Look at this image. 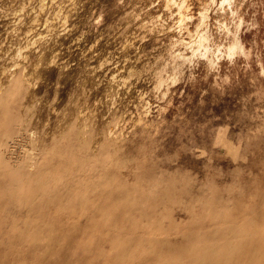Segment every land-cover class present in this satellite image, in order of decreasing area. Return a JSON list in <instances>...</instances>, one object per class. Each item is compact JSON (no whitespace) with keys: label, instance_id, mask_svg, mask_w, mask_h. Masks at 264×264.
<instances>
[{"label":"rangeland","instance_id":"obj_1","mask_svg":"<svg viewBox=\"0 0 264 264\" xmlns=\"http://www.w3.org/2000/svg\"><path fill=\"white\" fill-rule=\"evenodd\" d=\"M115 2L0 0V264H163L193 232L240 223V189L264 196V0L242 9L259 25L241 29L248 59L230 62L233 38L212 31L228 13H208L207 59L186 23L191 49L176 52L197 53V82L174 86L162 115L152 74L129 77L181 33L149 30L167 0L138 20L147 0Z\"/></svg>","mask_w":264,"mask_h":264},{"label":"clouds","instance_id":"obj_2","mask_svg":"<svg viewBox=\"0 0 264 264\" xmlns=\"http://www.w3.org/2000/svg\"><path fill=\"white\" fill-rule=\"evenodd\" d=\"M143 2V0H141ZM161 0H147V5L140 9L137 13L133 11L128 15L133 20L140 19L141 15H146L150 8H156ZM125 0H116L115 7L124 5ZM198 4L201 8L199 16L189 15L191 8ZM249 4V0H167L165 11L169 13L166 20L155 17L150 21L152 27L149 29L160 30V34L164 35L165 31L180 32L181 35L177 38L171 46L169 52L170 59L165 60L164 56H160L156 64H152L145 68L144 72L139 76L130 75L129 79L141 78L147 73L152 74V80L155 81V86L151 88V95H154L157 101L156 109L163 114L159 108L160 104H164L165 108L171 106L169 99L170 90L181 84L182 82L187 86L189 83L197 82V74L195 69L199 66L194 62L197 58V53L193 56H184L180 52H176L177 46H187L191 49V45L187 44L184 39V33L188 31L185 26L190 20H198L196 31L200 33L199 44L203 48V52L198 54L199 58L207 59L205 53L212 51L211 48L205 47L213 40L212 31L218 32L221 36L227 34L233 38V47L229 49L228 60L234 62L236 57H243L248 59L249 53L245 51L244 45L241 42V29L250 31L258 28L255 14H253L247 21L245 17L248 15L246 11H242L245 5ZM139 7V4L137 5ZM183 11L184 15L181 20L177 22L174 17L179 16L180 12L173 13V9ZM216 11L219 13H228L229 19L227 24L221 23L217 19L212 25V31L209 29L208 13ZM104 13L95 19L94 24L102 23ZM172 22V27L167 28V22ZM147 26V25H145ZM231 29V31H229ZM192 36V33H188ZM196 39V37H193ZM163 61V66L157 68V65ZM211 69L218 71L216 64L211 63ZM187 66V67H186ZM155 69V71H154ZM203 79V77H201ZM128 81H122L121 86H126ZM183 96V93H181ZM109 100L114 105L115 97H109ZM152 106H148V111H151ZM111 111V109H109ZM101 135L107 134V128L101 129ZM240 195L251 200V207L249 208L244 219L236 224L229 225L227 230L222 234L220 232L212 233L211 236L205 238L200 233L193 232L185 242L171 245L176 252L169 256L163 264H264V196H257L254 188L250 184L247 190L240 189ZM153 255L160 259L159 253L156 250H150Z\"/></svg>","mask_w":264,"mask_h":264},{"label":"bare ground","instance_id":"obj_3","mask_svg":"<svg viewBox=\"0 0 264 264\" xmlns=\"http://www.w3.org/2000/svg\"><path fill=\"white\" fill-rule=\"evenodd\" d=\"M197 35H198V34H197ZM198 36H199V35H198ZM198 36H197V37H198ZM198 38H199V37H198ZM188 43H189V42H188ZM194 43H196V42H194ZM196 44H197V43H196ZM231 46H232V45H231ZM199 47H200V46H199ZM232 47H233V46H232ZM198 50H199V49H198ZM195 52H196V51H195ZM193 53H194V52H193ZM206 54H207V53H206ZM216 55H217V54H216ZM39 57H40V56H39ZM3 72H4V71H3ZM3 72H2V74L4 75L6 72H5V73H3ZM8 73H9V72H8ZM2 77H3V76H2ZM12 77H13V76H12ZM10 78H11V76H10ZM8 80H10V79H8ZM1 90H2V89H1ZM1 90H0V91H1ZM68 126H69V125H68ZM68 126H67V127H68ZM69 128H70V127H69ZM64 129H65V128H64ZM64 129H63V130H64ZM65 130H66V129H65ZM107 131H108V130H107ZM108 132H109V131H108ZM62 134H63V133H62ZM62 134H61V133H60V134L57 133L56 135L59 136V135H62ZM109 134L111 135L110 132H109ZM109 134H108V136H110ZM58 136H56V138H57ZM102 136H103V135H102ZM103 137L105 138V136H103ZM58 138H59V137H58ZM108 138H109V137H108ZM112 138H113V137H112ZM112 138H111V140H112ZM109 139H110V138H109ZM209 199H210V198H209ZM119 241H120V240H119ZM114 242H115V241H114ZM121 247H122V246H121ZM116 252H117V251H116ZM119 253L121 254V252H119ZM123 257H124V255H123ZM121 260H122V259H121ZM119 261H120V260H119ZM122 261H123V260H122Z\"/></svg>","mask_w":264,"mask_h":264}]
</instances>
